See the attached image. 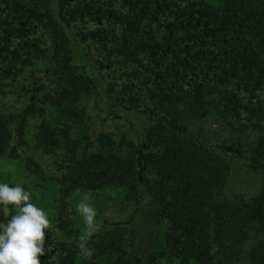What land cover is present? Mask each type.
Returning <instances> with one entry per match:
<instances>
[{"label": "trees", "instance_id": "trees-1", "mask_svg": "<svg viewBox=\"0 0 264 264\" xmlns=\"http://www.w3.org/2000/svg\"><path fill=\"white\" fill-rule=\"evenodd\" d=\"M2 88L21 101L0 103V160L30 180L43 178L36 151L62 165L39 197L36 180L21 184L49 207L40 264H142L133 216L102 219L82 255L76 205L106 189L148 206L153 261L264 264V185L250 197L223 191L233 162L264 183V0H0ZM91 91L128 138L87 136L81 99ZM108 199H91L97 215Z\"/></svg>", "mask_w": 264, "mask_h": 264}, {"label": "rangeland", "instance_id": "rangeland-1", "mask_svg": "<svg viewBox=\"0 0 264 264\" xmlns=\"http://www.w3.org/2000/svg\"><path fill=\"white\" fill-rule=\"evenodd\" d=\"M86 58L90 61V64L93 65L95 69V73L97 77L102 80L105 84L108 83L111 75L107 74L108 71L101 70L100 67H97L94 64L95 59H103V54H101L97 48H92L86 51ZM103 67L106 62L102 61ZM108 77H107V76ZM1 92H5L2 94L0 92V103L1 106L6 109H17L20 106L21 99L18 98L17 95L20 94L19 90L12 91L8 93L7 89L2 88ZM81 105L83 106V111L85 116L83 118L84 125L86 127L87 136L92 140L94 136L98 133H107L111 135L112 138L118 140L121 134L129 137L126 134V127L124 123L120 120L114 119L111 116L106 115L105 106L99 100L96 91H91L89 94L85 95L81 99ZM110 112L117 113L119 115H124L123 112L117 107L114 103L109 105ZM208 127V125H205ZM213 129V128H211ZM210 129V130H211ZM217 135L222 137H227L229 139H234L239 136L235 133L219 131ZM206 136V135H205ZM216 136V134H215ZM125 137V138H126ZM240 139L242 143H245L247 137L245 135H240ZM234 142V141H232ZM21 153L24 155H30L29 150H25L22 148ZM33 160L38 164L39 169L42 174V179H29L26 176V173L22 171V167L13 161L8 159L0 160V183L7 184H23L27 186V183L33 182L36 180L35 187L36 191H34L35 195L39 197L38 190H41V187L48 181V179H52L50 188L56 189V179L59 177V174L62 172V168L59 164H54L56 160V156L53 154H44L36 151L35 155H33ZM231 171L228 173L226 185L223 189L224 193H238L245 197H250L256 192H258L261 187L264 185L261 178L257 175L252 174L242 165L233 162ZM91 199L94 198H102L107 197L106 206L104 209L96 216V225L99 226L101 224V220L104 219L107 222H126L130 216H133L134 222V246L136 248V253L140 257L142 264H163L158 259L155 261L151 260V248L153 243V237L158 232V229L152 223L151 218L148 216V206L141 202L139 205L134 203H124L118 201L116 198V191L114 190H103L101 192H91ZM95 196V197H94ZM44 210H48L47 206L40 205ZM75 212V211H74ZM77 215L76 212L74 213ZM46 231V230H45Z\"/></svg>", "mask_w": 264, "mask_h": 264}, {"label": "clouds", "instance_id": "clouds-1", "mask_svg": "<svg viewBox=\"0 0 264 264\" xmlns=\"http://www.w3.org/2000/svg\"><path fill=\"white\" fill-rule=\"evenodd\" d=\"M80 195L76 209L86 228L79 247L82 255L89 256L87 240L98 230L97 213L90 202L91 194ZM31 199L32 193L22 185L0 183V215L6 218V222L0 223V264H40L39 257L45 255V230L52 224L46 212Z\"/></svg>", "mask_w": 264, "mask_h": 264}]
</instances>
